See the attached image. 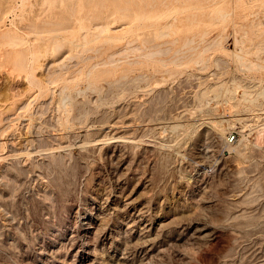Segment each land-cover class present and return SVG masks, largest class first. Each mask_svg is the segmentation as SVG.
<instances>
[{
    "label": "rangeland",
    "instance_id": "obj_1",
    "mask_svg": "<svg viewBox=\"0 0 264 264\" xmlns=\"http://www.w3.org/2000/svg\"><path fill=\"white\" fill-rule=\"evenodd\" d=\"M94 2L0 0V155L26 152L0 162V264H78L97 205L106 230L138 209L207 224V237L148 264H264V0ZM217 122L205 144L203 127ZM124 136L136 143L118 181L97 143ZM200 149L211 152L204 165ZM101 241L98 264H108Z\"/></svg>",
    "mask_w": 264,
    "mask_h": 264
},
{
    "label": "bare ground",
    "instance_id": "obj_2",
    "mask_svg": "<svg viewBox=\"0 0 264 264\" xmlns=\"http://www.w3.org/2000/svg\"><path fill=\"white\" fill-rule=\"evenodd\" d=\"M100 1V0H99ZM98 1V3H99ZM102 1V0H101ZM104 1V0H103ZM212 1V0H211ZM214 2L216 0H213ZM91 3V1H89ZM97 3L96 0L94 2V4ZM97 3V4H98ZM95 4V5H97ZM101 4V3H100ZM99 5V4H98ZM104 5V4H103ZM102 7V5H100ZM96 7V6H95ZM97 9V8H96ZM94 9V11L96 10ZM102 9V8H101ZM103 9H104V6H103ZM106 9V8H105ZM124 10V9H123ZM226 15V14H225ZM228 15V14H227ZM73 16V15H72ZM221 16V15H220ZM117 17V16H115ZM121 17V16H120ZM224 17V15H223ZM71 18V17H70ZM91 19V18H90ZM104 19V18H103ZM108 19V18H107ZM225 19V18H223ZM93 20V19H92ZM112 20V19H111ZM110 20V21H111ZM118 20H120V18H118ZM135 20V19H134ZM175 20V19H174ZM88 21V20H87ZM100 21V20H99ZM104 21V20H103ZM109 21V23H110ZM116 21V19H115ZM95 24L97 22H94ZM99 23V22H98ZM97 23V24H98ZM102 24H99L98 26L100 27H94L96 28L97 30H100L101 32L104 31L107 27V24L105 23H108V22H102ZM112 23V22H111ZM118 23V22H117ZM95 24H93L92 26H94ZM106 26H105V25ZM110 27L108 26L107 29H109L110 31H113V30H121L119 29L118 30V26L116 24H109ZM125 26V25H124ZM122 29L124 28L123 25L121 26ZM168 27V26H166ZM169 27H170V23H169ZM90 31H92L90 29ZM100 31H94L97 32L98 34H100L101 32ZM116 31V32H117ZM105 32V31H104ZM115 32V31H114ZM91 33V32H90ZM96 33V34H97ZM103 33V32H102ZM204 33V32H203ZM95 34V35H96ZM98 34L96 36H98ZM85 35V34H84ZM56 36V35H55ZM94 36V34H93ZM95 36V37H96ZM110 36V35H108ZM107 36V37H108ZM99 37V36H98ZM113 37V36H111ZM53 38V37H52ZM100 38V37H99ZM63 39V38H62ZM94 39V37H93ZM97 37L94 39L96 40ZM83 40H84V37H83ZM82 40V41H83ZM88 40V39H87ZM90 40V39H89ZM134 40V39H133ZM192 40V39H191ZM190 40V41H191ZM68 41V40H67ZM92 41V40H91ZM69 42V41H68ZM133 42V41H131ZM150 42V41H149ZM214 43H219L220 40L218 42H215L213 40ZM212 42V43H213ZM237 42V40H236ZM235 42V43H236ZM86 41H85V46H86ZM89 43V42H88ZM128 43V42H127ZM148 43V41H147ZM167 43V42H165ZM193 43V42H192ZM211 43V45H213ZM221 43V42H220ZM71 44V43H70ZM82 44V45H84ZM164 44V43H163ZM224 44V43H223ZM209 45V44H208ZM210 45V46H211ZM215 45V44H214ZM62 45L60 46H57L56 48H60ZM209 46V48H210ZM219 46V45H218ZM221 46V44H220ZM152 47V46H151ZM150 47V48H151ZM154 47V45H153ZM213 47V46H211ZM217 47V46H216ZM246 47V46H245ZM47 48V47H46ZM54 48V49H56ZM149 48V47H148ZM208 47H206V49H208L207 51H210ZM218 48V47H217ZM57 49V50H58ZM167 50L169 48H166ZM206 49L204 52H206ZM85 50V49H84ZM128 50V49H127ZM162 49H160L159 51H161ZM192 50V49H190ZM213 50V49H212ZM70 51V50H69ZM85 51H88V50H85ZM167 52V51H166ZM203 52V53H204ZM246 52V51H245ZM163 53V51H162ZM202 53V55H203ZM153 54V53H152ZM161 54V53H160ZM165 54V52L163 53ZM234 54V53H233ZM237 54V52H236ZM239 54V53H238ZM242 54V53H241ZM246 54V53H244ZM243 54V55H244ZM199 56V55H198ZM238 56V58H240V60H243L241 59V57H244V56H241L240 54L239 55H236V57ZM241 56V57H240ZM112 56H110L109 59H111ZM200 57V56H199ZM108 58V57H107ZM198 58V57H197ZM196 58V59H197ZM113 59V57H112ZM177 59V58H176ZM195 59V60H196ZM119 61V60H117ZM245 61V60H244ZM174 62V61H173ZM242 62V61H241ZM111 63H114V62H111ZM130 63V62H129ZM245 64V63H244ZM106 65V64H105ZM94 67V66H93ZM87 74V73H86ZM37 75V74H36ZM88 77V76H87ZM38 78V77H37ZM46 82V81H45ZM112 85V84H111ZM64 89V88H63ZM121 90V89H120ZM104 97V96H103ZM69 98V96H68ZM67 98V99H68ZM30 99V98H29ZM63 100L65 99L62 98ZM27 103V102H26ZM69 103V102H68ZM132 103V102H131ZM48 104V103H47ZM56 105V104H55ZM66 105V104H65ZM128 105V104H127ZM58 106V105H57ZM22 106H20L21 108ZM19 108V109H20ZM47 108V107H46ZM132 108V107H131ZM187 110V109H186ZM66 111V110H64ZM184 111V110H183ZM68 112V111H67ZM131 112V111H130ZM137 112V111H136ZM186 112V111H185ZM228 112V111H227ZM125 113V112H124ZM142 113V112H141ZM134 114V113H133ZM132 114V115H133ZM136 114V113H135ZM134 114V115H135ZM229 114V113H228ZM230 114H232L230 112ZM259 114V113H258ZM4 115V114H2ZM104 115V114H103ZM180 115V114H179ZM124 116V115H123ZM145 116V114H144ZM233 116V115H232ZM146 117V116H145ZM185 117V116H184ZM174 118V116H173ZM190 118V117H189ZM2 119V117H1ZM5 119H13L12 117H5ZM28 119V118H27ZM221 119V118H220ZM172 120V119H171ZM233 120V117L231 119L230 116L228 115H225L224 117H222V121H230ZM10 121V120H9ZM147 121V120H146ZM207 121V120H206ZM222 121H220L222 123ZM112 122V121H111ZM167 122V121H166ZM165 122V123H166ZM176 122V120H175ZM50 123V122H49ZM119 123V122H118ZM24 124V123H23ZM44 124V123H42ZM48 124V123H47ZM107 124V123H106ZM120 124V123H119ZM163 124V123H162ZM161 124V125H162ZM170 124V123H169ZM118 124H113V125H109V128H115L117 129ZM121 125V124H120ZM155 125V124H154ZM165 125V124H164ZM218 125V122L216 124H211L209 123L208 125H205L202 129V136H211V137H214L216 134L218 135L219 134V129L218 127L220 126H217ZM46 126V125H45ZM126 126V125H124ZM159 126H160V123H159ZM168 126V125H167ZM175 126V125H174ZM178 126V125H176ZM175 126V127H176ZM231 126V125H230ZM127 127V126H126ZM132 127V126H131ZM174 127V128H175ZM8 128V127H7ZM122 128V127H119V129ZM172 128V127H171ZM220 128V127H219ZM54 129V128H53ZM75 129V128H74ZM118 129V130H119ZM177 130V128H175ZM43 130V129H42ZM135 130V129H134ZM169 130V129H168ZM24 131V130H23ZM117 131V130H116ZM174 131V130H173ZM222 132V131H221ZM220 132V133H221ZM27 133V132H26ZM143 133V132H142ZM223 133V132H222ZM176 134V133H175ZM144 135V134H143ZM141 136V135H140ZM204 136V141L205 140H208V138L210 137H207L205 138ZM50 137V135H49ZM133 137V136H132ZM222 137V136H221ZM53 138V137H52ZM179 138V137H178ZM216 138V137H215ZM218 138V137H217ZM55 139V138H54ZM40 140V139H39ZM149 140V139H148ZM13 141V140H12ZM12 141L10 143H12ZM43 141V140H41ZM137 141V140H136ZM83 142V141H82ZM90 142V141H89ZM100 140L98 141L97 144H103L105 146H107L108 148L106 149V152L110 153L111 154V157L112 159H114L116 161V167H115V171L119 173L118 177H117V180L120 181L122 179V176H123V173L125 170H127V167H128V161H127V145L126 144H135V140L133 139H128L124 138L123 137H113L111 138V140H106V141H103V142H100ZM142 142V141H141ZM160 142V141H159ZM211 142V141H210ZM209 142V143H210ZM205 144H208L206 141L204 142ZM43 144V143H42ZM96 144V143H95ZM101 144V145H102ZM147 144V143H146ZM151 144V143H149ZM44 145V144H43ZM51 145V144H50ZM90 145V144H89ZM14 146V144L12 145ZM39 146V145H37ZM46 146V145H45ZM39 148V147H38ZM54 148V147H53ZM131 148V147H130ZM256 148V147H255ZM10 149V148H9ZM207 149V148H205ZM24 150V149H23ZM54 150V149H53ZM26 151V150H25ZM35 151V150H34ZM39 151V150H38ZM37 151V152H38ZM42 151V150H41ZM260 151V150H259ZM19 152V151H18ZM24 152V151H23ZM36 152V153H37ZM22 152L20 153H15V150L11 149L8 151V153H4L5 155H0V162L1 161H4L5 163H7L8 161H13L17 159L24 161L25 160V156L24 154H21ZM39 153V152H38ZM211 152L208 150H199L197 152V158L199 159V163L201 165H204L207 161H209V159L211 158ZM29 154V153H28ZM27 154V155H28ZM52 154V153H51ZM142 154V153H141ZM53 155V154H52ZM28 157V156H27ZM26 157V158H27ZM32 157V156H31ZM58 157V156H57ZM169 158V157H168ZM63 159V158H62ZM217 159V158H216ZM60 160V158H59ZM62 161V160H61ZM110 161V160H109ZM162 161V160H161ZM33 162V161H32ZM60 162V161H59ZM169 163V162H168ZM8 164V163H7ZM25 164V162H24ZM60 164V163H59ZM167 164V163H166ZM233 164V163H232ZM22 165V164H21ZM4 165H1V167H3ZM17 166V164H16ZM235 166V165H234ZM239 166V165H238ZM214 167V166H213ZM243 167V166H242ZM231 168V167H230ZM238 168V167H237ZM114 169V168H113ZM203 169V168H202ZM242 169V168H241ZM191 170V169H189ZM239 172V171H238ZM115 173V172H113ZM164 173V172H163ZM5 177V176H4ZM7 178V177H6ZM241 178V177H240ZM10 179V178H9ZM44 180V179H43ZM123 180V179H122ZM245 180V179H244ZM258 180V179H257ZM175 181V180H174ZM200 181V180H199ZM258 182V181H256ZM243 183V182H242ZM247 184V183H246ZM254 184H257V183H254ZM253 184V185H254ZM63 185V184H62ZM247 186V185H246ZM1 187V186H0ZM251 187L252 189V185L249 186ZM250 189V188H249ZM262 189V188H261ZM252 191V190H251ZM250 191V192H251ZM249 192V190H248ZM257 193V190L255 191ZM200 195V194H199ZM247 195V194H246ZM248 195H251V194H248ZM11 196V195H10ZM255 196V195H254ZM16 197V196H15ZM253 197V196H252ZM233 198V197H232ZM258 198V197H256ZM227 200V199H226ZM243 201V200H242ZM256 201V200H255ZM245 201L241 202V203H244ZM240 203V202H239ZM240 203V204H241ZM104 205V204H103ZM102 205V206H103ZM132 202H126V204H124L123 207H121L119 210L121 213H124L122 214V216L125 215V212L129 209V208H132ZM210 206V205H209ZM264 206V205H263ZM96 207V206H95ZM155 208V207H154ZM197 208V207H196ZM144 210V209H143ZM142 209H138V210H134L133 213H131L128 217L124 218V220L121 219L122 223L124 224V228L123 227H119V229L121 228L124 229L123 231L121 230H116L115 227L114 229L112 228H107L108 230H106V222H105V214H106V211L100 206L97 205L96 208H94L92 214H90V216L87 217L88 219V227H86V225H84V232L82 233L81 235V238L79 240V244H80V248L79 250L76 252L75 255H77V258H78V264H98L99 263V257L98 255L96 254V248H95V245L93 243V241H95V239H99L101 237V239H103V242L105 244V241H109V247L107 248H103L104 250L106 249V251H104L103 253H106L107 256H108V264H130L129 262H131L133 264V260H137L139 261V264H148L150 259L152 258H155V257H159V256H163V254L166 252L167 248L172 246V245H177V246H183V245H186L188 244V242L190 243L192 240L194 241H198L199 239L201 240L203 238V235L205 236L206 234L204 233L205 231L209 230L207 224H196L195 221L196 219L195 218H192L194 220V222H192L188 217L187 215H184V213H182V215L184 216H181L179 217V215L181 214L180 212H178L179 210L177 208H174V212H173V208L171 209V211L173 212L172 214H165L164 212H161V211H156V212H153L152 215H147L146 212H143ZM108 211V210H107ZM145 211V210H144ZM170 211V210H169ZM151 213V212H150ZM245 213L244 211H240V213H238L239 215H237V218H240V217H243L245 216ZM8 214V213H7ZM190 214V213H189ZM258 214L259 211H258ZM177 215V217H176ZM235 216V215H233ZM232 216V217H233ZM188 219H187V218ZM198 217V216H197ZM222 217V216H221ZM248 217V216H247ZM191 218V217H190ZM209 218V217H208ZM226 218V217H225ZM86 219V220H87ZM233 219V218H232ZM242 219V218H241ZM248 219V218H247ZM190 220V221H189ZM199 220V219H198ZM254 220V219H253ZM11 221V220H10ZM21 221V220H20ZM84 223H85V220H83ZM209 221V220H208ZM230 221V220H229ZM252 221V220H251ZM116 222L115 221V225H116ZM227 222V220H226ZM202 223V222H201ZM3 224V223H1ZM5 225L6 226H10L11 224L9 222H5ZM222 226V225H221ZM83 227V226H82ZM117 228V227H116ZM83 231V230H82ZM259 231V230H257ZM208 232V231H207ZM231 232V231H230ZM125 233H128L129 236H124ZM209 233V232H208ZM43 235V234H42ZM79 235V234H78ZM235 235V234H234ZM77 236V235H76ZM75 236V237H76ZM74 237V238H75ZM202 237V238H201ZM207 237V235L205 236ZM204 237V238H205ZM203 238V239H204ZM232 238V236H231ZM234 239V238H233ZM208 240V239H207ZM76 241V240H75ZM192 241V242H194ZM198 243V242H197ZM196 243V244H197ZM107 244V243H106ZM230 244V243H229ZM195 245V244H194ZM78 246V245H77ZM187 246V245H186ZM245 247V246H244ZM188 249V248H187ZM232 249V247L230 248ZM229 249V251H230ZM36 250V249H35ZM50 252V251H49ZM234 252V250L232 251ZM262 252V251H261ZM56 253V252H52L50 254H48L47 252H44V254H41L42 256H44L45 258H52V255ZM227 253V252H226ZM229 253V252H228ZM105 254V255H106ZM253 254V253H252ZM104 255V254H103ZM184 255V254H183ZM224 255V254H223ZM226 255V254H225ZM234 255V254H233ZM48 256V257H47ZM38 257V256H37ZM176 257V256H175ZM179 257V256H178ZM183 257V256H182ZM224 257V256H223ZM250 257V256H249ZM247 257V258H249ZM261 257V256H260ZM103 258V257H102ZM165 258V257H164ZM222 258V257H221ZM262 258V257H261ZM35 259V258H34ZM101 259V258H100ZM105 259V258H104ZM239 259V258H238ZM53 264H58V263H63L61 262L60 260V257H58L56 259V257L53 259ZM246 260V259H245ZM137 261V262H138ZM190 261V260H189ZM106 262V263H107ZM151 262V261H150ZM220 263V262H219ZM248 263V262H247ZM43 264V263H42ZM151 264V263H150ZM178 264V263H177ZM229 264V263H228Z\"/></svg>",
    "mask_w": 264,
    "mask_h": 264
},
{
    "label": "built area",
    "instance_id": "obj_3",
    "mask_svg": "<svg viewBox=\"0 0 264 264\" xmlns=\"http://www.w3.org/2000/svg\"><path fill=\"white\" fill-rule=\"evenodd\" d=\"M235 139H236V135L235 134H230L229 135V137H228V141L230 142V143H233L234 141H235Z\"/></svg>",
    "mask_w": 264,
    "mask_h": 264
}]
</instances>
